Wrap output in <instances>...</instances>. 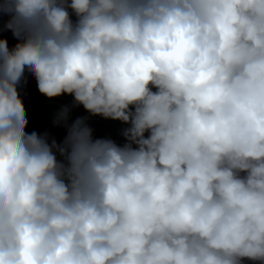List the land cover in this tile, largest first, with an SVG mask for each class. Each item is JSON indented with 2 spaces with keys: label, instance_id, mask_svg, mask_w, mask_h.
Returning a JSON list of instances; mask_svg holds the SVG:
<instances>
[{
  "label": "clouds",
  "instance_id": "1",
  "mask_svg": "<svg viewBox=\"0 0 264 264\" xmlns=\"http://www.w3.org/2000/svg\"><path fill=\"white\" fill-rule=\"evenodd\" d=\"M28 74L73 97L62 141L29 130ZM245 260L264 264V0H0V264Z\"/></svg>",
  "mask_w": 264,
  "mask_h": 264
}]
</instances>
